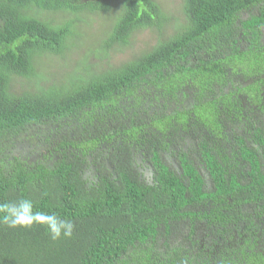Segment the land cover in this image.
Instances as JSON below:
<instances>
[{"label": "trees", "instance_id": "16d2710c", "mask_svg": "<svg viewBox=\"0 0 264 264\" xmlns=\"http://www.w3.org/2000/svg\"><path fill=\"white\" fill-rule=\"evenodd\" d=\"M160 3L0 0V139L6 142V151L0 148V203L29 198L34 210L75 225L71 238L53 241L40 225L12 229L0 223V264H264L247 245L259 207L244 212L241 196L231 194V204L229 194L199 191L160 162L166 138L170 147L189 134L212 169L214 155L230 147L249 160L253 155L255 173H263L254 181L264 184L263 154L234 127L252 112L240 94L264 59V0H182L184 18L177 23ZM73 13L89 16L91 28L81 30ZM104 14L112 21L92 33ZM146 29L157 34L156 46L107 66L115 44L126 46ZM83 44L99 56L106 68L101 74H94L86 55L72 60ZM53 56L67 67L59 73L66 82L39 92L12 89L15 78L35 77L42 60ZM238 68L246 86L229 88ZM182 83L190 84L193 98L183 87L178 94ZM189 98L194 101L188 105ZM26 136H37L43 149L31 164V155L9 154ZM254 138L264 143L263 128ZM143 155L161 173L155 184L132 166ZM193 169V161L186 164V171ZM254 196L264 206V195ZM201 222L209 230L203 239L196 231Z\"/></svg>", "mask_w": 264, "mask_h": 264}, {"label": "flooded vegetation", "instance_id": "af4514ba", "mask_svg": "<svg viewBox=\"0 0 264 264\" xmlns=\"http://www.w3.org/2000/svg\"><path fill=\"white\" fill-rule=\"evenodd\" d=\"M236 78L240 80L236 79L235 81H229V88H231L233 85L240 87L246 86V84L242 80L243 74L241 68L237 69ZM189 85L190 84L188 83H182L178 90V94L180 93L181 88L183 87L181 92H189L193 98L194 95L193 92L189 89ZM248 85L250 88L245 94H240V99H242L245 104L250 105L249 109H251L252 112L248 118H246L248 114H243L245 118L244 122L242 124L238 123L234 127L236 130H238V132L244 135L248 145L255 146V149H257V147L258 149H260V154H263V157H261L260 161L261 163H263V165H261L260 162L258 163L259 167L261 168V171L263 170L264 172V143L260 145L254 138L256 128H263L264 130V59L260 61L259 71L257 72L256 76H253L251 81L248 82ZM178 86L179 85H175L174 87ZM257 94L261 98H263L261 102H258L260 98H256ZM192 98H189V101H187L188 105L190 102L194 101ZM252 102H254V104L251 105ZM178 110L184 111L183 108H178ZM225 112L226 111L223 110V113L221 114L222 117L225 116ZM223 124L225 126V131L231 130L226 122L223 121ZM186 133L187 131H184L183 136H185ZM169 144L170 138L168 137L165 140L166 147L160 149V162H162L163 166L167 167V169H170L174 173H177V175L184 183L191 185V182H193L195 186L199 189V191L202 190L210 195L215 194L218 191L225 195L229 194L227 197H229V201L231 204L235 203L234 200L231 198V194H235V196H241V199H243L244 201L243 203H240H242V210L244 212H256V208L259 207V216L256 217V224L252 230L254 233V238L252 239V242L247 243V245H249L250 250L252 252L257 254L256 256L263 259L264 206L262 204V200H260V197L259 200H254V193L259 192L260 194L264 195V184L261 183V180L259 182L254 181V178H258L259 175L263 174L257 172L255 173L254 171V166L251 162H257L256 158L252 155L249 160L248 158H246V153L244 155L243 152H240L238 148L233 153L232 148L230 147L229 152H224L221 154L220 152H217V155H214V159H216L217 163L215 164V169H212L211 161L209 162V159L204 154V149L199 146L198 138L190 137V135L188 134L185 139H180L179 142L172 143L170 147ZM27 149H29V147ZM213 149L214 151H217L216 148ZM16 151H18L17 148ZM185 154L188 156V160L186 162L183 161V157L185 156ZM143 158L144 160L140 158H136L137 160L133 159L132 166L137 170L136 173H142V177L145 176V178H147L151 184H155V180L159 177L161 173L157 171V166L155 162L151 161L149 156L143 155ZM190 161L194 162L196 169H193L189 173V170H185V166ZM257 165L258 164L256 163L255 167ZM93 169L97 171L99 169V166L95 164L93 166ZM216 171L219 173L216 174ZM95 175L90 177L91 181L95 180ZM215 175H219L222 177L216 180ZM207 202H209L208 205H210L213 202V199L201 203L199 210H202L207 204ZM198 213L199 216H202L201 211H199ZM196 231L197 236L201 239H203L209 233L205 222H201L200 228ZM176 235L181 239L184 238V235L181 232H177ZM256 237L260 238L258 243H255ZM249 260L250 259L248 258L246 261Z\"/></svg>", "mask_w": 264, "mask_h": 264}, {"label": "rangeland", "instance_id": "374dc122", "mask_svg": "<svg viewBox=\"0 0 264 264\" xmlns=\"http://www.w3.org/2000/svg\"><path fill=\"white\" fill-rule=\"evenodd\" d=\"M158 1V0H157ZM161 3V6L163 8H167L168 12L173 17V22L177 23L179 21H182L184 18L183 14V4L181 5L182 0H159ZM103 24L96 25L94 28L91 29L92 33L99 34V31H102L112 20L107 17L106 14L103 15ZM70 19H80L79 21V28L83 30L84 28H91L90 22H92L89 19V16L79 13L77 16L75 13L70 15ZM171 30L168 28V26L165 28L164 32L165 34L170 33ZM157 34L153 32V29H146V31H143L141 33L136 32L135 36L131 39L130 43H127L126 46H121L119 44H115L112 47V52L110 54V60L107 63L108 65H120L124 60H129L135 56H141L147 51L151 50L152 47L157 45ZM86 55L88 58V61L90 63V66L93 68L94 74H101L102 71H105L106 68L101 65L96 59L99 57L98 55H94L91 52V48L87 46L86 44H83V48L80 50H77L75 53H73L72 60L76 63L80 60H77L81 58L82 56ZM82 60V58H81ZM44 63V68H40V66ZM58 65H57V64ZM99 64L95 66L96 64ZM53 66V68H51ZM46 67V68H45ZM60 68L66 69L67 67H62V62L58 61V58L53 56L51 58H44L42 60V63L37 66L36 69V76L31 78H24V77H17L14 79V82L12 84V89L16 92H39L42 90L47 89L48 87L52 86L55 83L63 84L65 79L60 78ZM45 69H52L56 71L55 76H44V70ZM215 103L214 105H216ZM18 151H16V155H23L29 154L33 156V159H40L41 155L40 153L43 152L42 147L39 144L38 137L35 136H26L23 139L19 140L15 146ZM14 147V148H15ZM29 147V149H27ZM0 148L4 149L6 151V142H4L2 139H0ZM44 150L46 147H43Z\"/></svg>", "mask_w": 264, "mask_h": 264}, {"label": "clouds", "instance_id": "9594fccd", "mask_svg": "<svg viewBox=\"0 0 264 264\" xmlns=\"http://www.w3.org/2000/svg\"><path fill=\"white\" fill-rule=\"evenodd\" d=\"M262 31L263 41V26ZM15 152L16 148L13 151L9 148V154L17 156ZM27 156L29 154H25V157ZM34 161L33 158L29 160L30 164ZM0 223L12 229L31 228L34 225H40L45 228L46 233L53 241L61 238H71L75 229V225L71 220L63 219L54 213L34 210V202L29 198L0 203Z\"/></svg>", "mask_w": 264, "mask_h": 264}]
</instances>
